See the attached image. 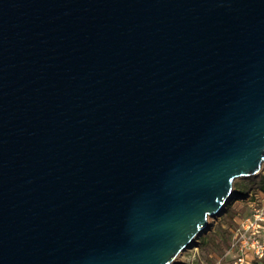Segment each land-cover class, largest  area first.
<instances>
[{
  "label": "water",
  "instance_id": "water-1",
  "mask_svg": "<svg viewBox=\"0 0 264 264\" xmlns=\"http://www.w3.org/2000/svg\"><path fill=\"white\" fill-rule=\"evenodd\" d=\"M264 162V0H0V264H171Z\"/></svg>",
  "mask_w": 264,
  "mask_h": 264
},
{
  "label": "rangeland",
  "instance_id": "rangeland-1",
  "mask_svg": "<svg viewBox=\"0 0 264 264\" xmlns=\"http://www.w3.org/2000/svg\"><path fill=\"white\" fill-rule=\"evenodd\" d=\"M263 177L264 162L255 174L236 178L233 182V194L223 210L218 214L210 215L213 216V220L201 234L196 236L194 245L186 246L181 250L171 264H209L213 257L222 253L226 245L224 234L227 232V227L232 226L234 219L248 211L246 200L239 198L244 196L249 188H257Z\"/></svg>",
  "mask_w": 264,
  "mask_h": 264
},
{
  "label": "built area",
  "instance_id": "built-area-1",
  "mask_svg": "<svg viewBox=\"0 0 264 264\" xmlns=\"http://www.w3.org/2000/svg\"><path fill=\"white\" fill-rule=\"evenodd\" d=\"M248 211L230 226L229 239L222 253L209 264H251L264 260V192L249 188L244 196Z\"/></svg>",
  "mask_w": 264,
  "mask_h": 264
},
{
  "label": "trees",
  "instance_id": "trees-1",
  "mask_svg": "<svg viewBox=\"0 0 264 264\" xmlns=\"http://www.w3.org/2000/svg\"><path fill=\"white\" fill-rule=\"evenodd\" d=\"M256 187H257L256 188L257 190H262L264 192V177L260 180L259 185L256 186ZM229 228L227 227V232L224 234V239L226 241L225 248H226V246L228 244V239H229V235H230ZM251 264H264V260L261 261V260H258V259H254Z\"/></svg>",
  "mask_w": 264,
  "mask_h": 264
},
{
  "label": "bare ground",
  "instance_id": "bare-ground-1",
  "mask_svg": "<svg viewBox=\"0 0 264 264\" xmlns=\"http://www.w3.org/2000/svg\"><path fill=\"white\" fill-rule=\"evenodd\" d=\"M213 220V216H209L208 217V222L210 223L211 221ZM196 239V236L194 237V239L190 242V244L188 245V246H192V245H194V240ZM181 253V252H180ZM179 255V254H178ZM177 255V256H178Z\"/></svg>",
  "mask_w": 264,
  "mask_h": 264
},
{
  "label": "crops",
  "instance_id": "crops-1",
  "mask_svg": "<svg viewBox=\"0 0 264 264\" xmlns=\"http://www.w3.org/2000/svg\"><path fill=\"white\" fill-rule=\"evenodd\" d=\"M241 192H239V194H240ZM244 193V192H243ZM245 194V193H244Z\"/></svg>",
  "mask_w": 264,
  "mask_h": 264
}]
</instances>
